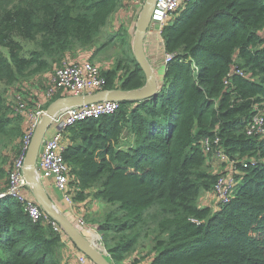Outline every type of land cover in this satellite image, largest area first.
<instances>
[{"label":"trees","instance_id":"1","mask_svg":"<svg viewBox=\"0 0 264 264\" xmlns=\"http://www.w3.org/2000/svg\"><path fill=\"white\" fill-rule=\"evenodd\" d=\"M119 1L0 0V82L12 87L95 43ZM263 30L264 0H194L162 31L174 58L160 92L67 131L62 157L73 202L92 198L107 206L96 224L111 264H264V139L246 136L243 123L254 106L264 109ZM25 43L34 49L27 52ZM103 77L104 90L145 83L128 59ZM2 108L0 143L21 133L19 126L8 131L14 119ZM214 136L231 159L256 161L239 168L231 203L216 212L197 204L218 177L202 151L203 139ZM124 137L131 142L124 145ZM7 174L0 169V194ZM153 206L159 212L151 229ZM61 250L49 225L0 200V264H59Z\"/></svg>","mask_w":264,"mask_h":264},{"label":"built area","instance_id":"2","mask_svg":"<svg viewBox=\"0 0 264 264\" xmlns=\"http://www.w3.org/2000/svg\"><path fill=\"white\" fill-rule=\"evenodd\" d=\"M192 2L193 0H156L152 8L150 26L154 27L158 33H161L168 19L180 8L190 5ZM143 4L144 2L142 1ZM261 38L264 42V30L261 32ZM173 58L174 55H166L164 60L165 69L172 62ZM233 75L248 79V75L241 70H235ZM104 88L105 79L101 75L99 68L95 65L88 62L76 65L63 63L61 67L52 73L46 99L48 102L53 101V98L59 92L70 93L71 96L68 97H85L101 92ZM119 110V102L102 100L85 106L67 107L57 113L50 124V126H56L57 131L51 137L45 140L42 139L37 152L36 168L38 166L41 171V175H39L36 169L39 182L40 178L52 180L65 203L72 206L74 188L71 185L69 177L70 169L62 157L64 149L62 146L67 136V131L80 122L111 117L117 114ZM45 113L41 111L30 115L26 131L21 140L20 150L7 174V188L0 194V200L11 199L17 202L33 222L43 221L55 233L60 235L62 233L61 228L53 219L43 213L39 203L28 201L21 195V191L29 186L24 173L25 155L35 130ZM243 123H247L246 136L264 139V113L259 106L252 108L251 115L243 119ZM128 139L131 140V138ZM124 141H127V138ZM127 148L124 147V149ZM202 151L207 164L210 161H216L220 165L226 166V171L217 177L211 192L222 207L229 205L241 181L239 178L241 174L239 168L255 166L256 161L231 159L221 145L220 139L216 136H214V139L208 137L203 139ZM192 222L197 224L194 221ZM73 225L86 239L87 235L94 234L97 238V247L95 248L106 258L109 257L99 231L94 228H85V224L81 220L73 223ZM77 264H89V260L80 254L77 257Z\"/></svg>","mask_w":264,"mask_h":264},{"label":"crops","instance_id":"3","mask_svg":"<svg viewBox=\"0 0 264 264\" xmlns=\"http://www.w3.org/2000/svg\"><path fill=\"white\" fill-rule=\"evenodd\" d=\"M142 1L143 0H120L116 10L108 19L107 25L101 32L99 39L88 47H75L72 49L71 52L65 57V63L68 65L83 64L86 62L91 63L99 68V71L103 76L104 73L112 71L115 68L119 59L122 61L127 59L130 61H135L132 44L137 22L144 6V4L142 5ZM188 6L189 5L183 6L173 16H171L163 29L172 25L180 16V13L185 11ZM143 52L147 62L150 64L153 72L158 78L159 83L161 84L166 71L164 60L167 54L165 52L162 32L158 33L154 27L150 26V24L146 30L143 40ZM125 65L129 66L130 64L127 62ZM118 75L122 76V73L120 72ZM117 84L120 85L119 80L116 81V85ZM57 96L58 97L56 98L60 99L71 96V94L68 92H59ZM262 112L264 113V109ZM27 125L28 119L26 118V126L24 125V127H21L22 134L25 133ZM56 131V126H49L43 136V140L51 137ZM20 139L21 137L18 138L17 142H21L22 139ZM125 139L126 137H124L122 140L124 145L126 142L124 141ZM127 141L131 140L127 138ZM62 147L65 148V142H63ZM208 165L216 166L220 164L216 161H210L208 162ZM36 169L38 174L41 175V171L38 166ZM210 171L212 174H216L215 169L212 168ZM40 183L48 198L50 199L53 208L63 218L71 223L81 220L84 222L85 228L87 229H99L96 223L102 219L103 213H105L108 209L106 205L89 198L84 203L73 202V205L71 206L65 203L61 193L55 188L52 180L40 178ZM21 195L28 201L37 202L30 186L25 187L21 191ZM200 203L202 207H210L209 202H207V200L204 198L200 199ZM60 237L62 242V250L61 254L57 256L59 264H77V257L81 253L73 245L72 241L64 235L63 232L60 233ZM90 238L96 241L95 236L91 235ZM89 264L92 263L89 261Z\"/></svg>","mask_w":264,"mask_h":264},{"label":"water","instance_id":"4","mask_svg":"<svg viewBox=\"0 0 264 264\" xmlns=\"http://www.w3.org/2000/svg\"><path fill=\"white\" fill-rule=\"evenodd\" d=\"M155 1L156 0H145L137 22L132 44L135 62L138 64L145 77L144 86L141 89L134 91L103 90L85 97H68L53 101L48 106L44 117L36 128L25 155L24 173L26 181L31 187L32 193L41 206L43 213L59 225L64 235L72 241L77 250L87 257L92 264L111 263L104 255L93 247L79 231L76 230L73 223L69 222L55 211L36 174L37 152L43 136L49 128L53 118L64 108L85 106L102 100L116 101L120 104L127 102H144L153 98L160 92L161 84L150 64L147 62L143 52V40L150 24V17ZM97 231H99V229Z\"/></svg>","mask_w":264,"mask_h":264},{"label":"rangeland","instance_id":"5","mask_svg":"<svg viewBox=\"0 0 264 264\" xmlns=\"http://www.w3.org/2000/svg\"><path fill=\"white\" fill-rule=\"evenodd\" d=\"M145 2V0H143ZM24 48L27 52L29 50L34 49L33 44H23ZM27 54V53H26ZM65 64L64 60L61 61H54V63L47 69V71L39 74H35L33 76L24 78L20 81H18L16 84H14L12 87L5 86L3 83L0 82V98H1V106L3 107L2 110H4V107L9 109V113L12 114L14 119L12 121L11 126H9L7 129H10L8 131H11L13 128L17 129L16 126L24 127L26 126V118L29 119L30 115L36 114L37 112H46L48 106L53 102L46 99L47 91L50 88V81L52 78V73L59 67H61ZM58 97V96H56ZM55 97V98H56ZM53 98V99H55ZM4 112V111H3ZM13 127V128H12ZM22 129V128H21ZM22 131L20 133L21 139H22ZM15 138H4L0 143V169H2L5 172H8L12 164L20 150L21 142H17L18 139ZM20 139V140H21ZM215 169V172L217 176H220L224 174L226 171L225 165H216V166H209L208 165V171ZM211 172V171H210ZM214 174V175H216ZM1 183V180H0ZM206 199L207 202H209L210 210L212 212H216L219 209L223 208L218 201L213 196L211 190L206 193H201L199 195V199L197 200L198 206L202 207L200 203V199ZM158 207L153 206V208L149 211L150 221L149 225H147V228L153 229L156 225V218H158ZM154 220V221H151ZM149 243H146V246ZM142 247H140L141 249ZM144 250L147 251L146 248ZM146 252H144L145 254Z\"/></svg>","mask_w":264,"mask_h":264},{"label":"bare ground","instance_id":"6","mask_svg":"<svg viewBox=\"0 0 264 264\" xmlns=\"http://www.w3.org/2000/svg\"><path fill=\"white\" fill-rule=\"evenodd\" d=\"M63 110V109H62ZM78 231V229H76ZM92 236H95L94 234H91ZM91 235H87V240L88 242L93 246V247H97L96 245V241H97V238H96V241H94L91 237ZM96 237V236H95Z\"/></svg>","mask_w":264,"mask_h":264}]
</instances>
